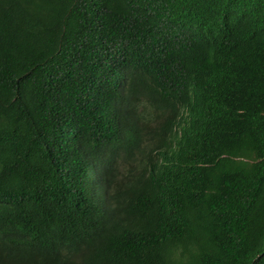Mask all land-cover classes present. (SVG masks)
Instances as JSON below:
<instances>
[{
	"label": "trees",
	"instance_id": "16d2710c",
	"mask_svg": "<svg viewBox=\"0 0 264 264\" xmlns=\"http://www.w3.org/2000/svg\"><path fill=\"white\" fill-rule=\"evenodd\" d=\"M0 264H264V0H0Z\"/></svg>",
	"mask_w": 264,
	"mask_h": 264
},
{
	"label": "clouds",
	"instance_id": "9594fccd",
	"mask_svg": "<svg viewBox=\"0 0 264 264\" xmlns=\"http://www.w3.org/2000/svg\"><path fill=\"white\" fill-rule=\"evenodd\" d=\"M152 136H150V134H149V137H148V135L144 138V140L141 142V144H140V147H139V149H138V152H137V158H138V161H139V163H140V166H141V168H142V173H143V175H146V174H148V170H149V168H150V166L151 165H153V161L150 163V162H148V159H147V157L144 155V157L141 155V154H144V152H143V150H144V147H143V149L141 150L142 152L140 153V149L142 148L141 146L142 145H144V142H149V141H151L152 142V140H153V138H151ZM156 148V146H154V144L152 143V149L150 150V152L151 151H153V153H152V156H154V154H155V152L157 153V150L155 149ZM150 154V153H149ZM148 154V155H149ZM147 155V156H148ZM147 171V172H146Z\"/></svg>",
	"mask_w": 264,
	"mask_h": 264
},
{
	"label": "rangeland",
	"instance_id": "374dc122",
	"mask_svg": "<svg viewBox=\"0 0 264 264\" xmlns=\"http://www.w3.org/2000/svg\"><path fill=\"white\" fill-rule=\"evenodd\" d=\"M151 135V134H150ZM148 137H149V135H148ZM142 148L140 149V153L142 152L141 150L143 149V147H144V150H143V152H144V154H141L143 157H144V155L146 156V154L148 155L149 153H150V150L152 149V142L151 141H149V142H144V145H142L141 146ZM147 172V171H146Z\"/></svg>",
	"mask_w": 264,
	"mask_h": 264
}]
</instances>
